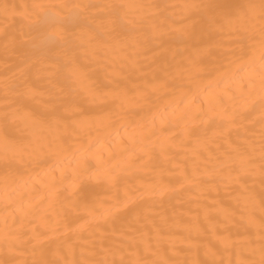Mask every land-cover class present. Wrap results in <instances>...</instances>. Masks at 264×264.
I'll use <instances>...</instances> for the list:
<instances>
[{
    "label": "bare ground",
    "instance_id": "bare-ground-1",
    "mask_svg": "<svg viewBox=\"0 0 264 264\" xmlns=\"http://www.w3.org/2000/svg\"><path fill=\"white\" fill-rule=\"evenodd\" d=\"M0 264H264V0H0Z\"/></svg>",
    "mask_w": 264,
    "mask_h": 264
}]
</instances>
